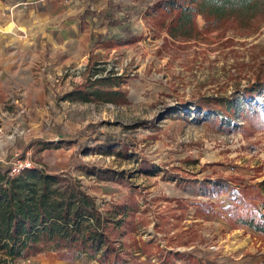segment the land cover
<instances>
[{"label":"rangeland","instance_id":"1","mask_svg":"<svg viewBox=\"0 0 264 264\" xmlns=\"http://www.w3.org/2000/svg\"><path fill=\"white\" fill-rule=\"evenodd\" d=\"M163 1L63 0L71 40L25 35L0 101V167L68 174L101 211L127 207L121 264H264V233L232 214H264V22L173 39ZM95 76L119 78L115 102L66 100ZM200 97L232 114L193 107ZM14 264L102 263L45 252Z\"/></svg>","mask_w":264,"mask_h":264},{"label":"trees","instance_id":"2","mask_svg":"<svg viewBox=\"0 0 264 264\" xmlns=\"http://www.w3.org/2000/svg\"><path fill=\"white\" fill-rule=\"evenodd\" d=\"M162 3L159 14L170 16L167 30L173 39L198 38L228 24L249 28L257 21L264 22V0H186L179 3L178 0H164ZM111 6L108 2L103 10L107 22L112 15ZM196 16H201L205 22L202 29L197 27ZM93 72L98 75L101 69ZM118 79L95 76L83 86L84 90L65 98L72 102H90L91 99L115 102L121 94L110 88L118 86ZM251 88L242 90L240 95H247ZM222 103L231 115V105L222 99L200 97L193 107L222 115V111L213 106ZM230 117L223 123L229 124ZM40 145L44 150L51 144L41 142ZM9 171L10 168L0 167V264H14L45 252H53L59 260L71 263L85 257L102 264L122 263L115 243L124 235L120 229L126 224L127 207L113 206L101 211L96 198L88 193L82 181L68 174L49 173L44 168H26L16 175H10ZM232 214L236 217L235 223L264 233V223H260L264 221V214L238 206H233Z\"/></svg>","mask_w":264,"mask_h":264},{"label":"crops","instance_id":"3","mask_svg":"<svg viewBox=\"0 0 264 264\" xmlns=\"http://www.w3.org/2000/svg\"><path fill=\"white\" fill-rule=\"evenodd\" d=\"M65 3L63 0H0V101L9 87L6 73L12 66L17 65V46L22 47L27 33L30 36L40 35L52 42L59 41V37L61 42H65L71 40L70 35L77 32V19L69 18L64 21L61 17L60 13L64 10L67 15H72L75 11L73 8L67 9ZM61 22L65 27L60 29L58 26ZM57 31L60 36L55 37L52 33ZM9 50L14 53L11 54ZM57 147L58 145L55 148Z\"/></svg>","mask_w":264,"mask_h":264},{"label":"built area","instance_id":"4","mask_svg":"<svg viewBox=\"0 0 264 264\" xmlns=\"http://www.w3.org/2000/svg\"><path fill=\"white\" fill-rule=\"evenodd\" d=\"M25 161V160H24ZM31 164L30 163H24L23 162H18L17 164H14L11 168H10V175H16L19 172H21V170L26 169V168H30Z\"/></svg>","mask_w":264,"mask_h":264}]
</instances>
